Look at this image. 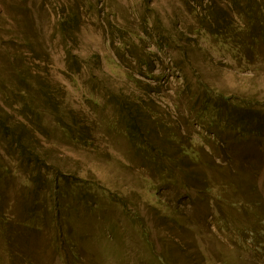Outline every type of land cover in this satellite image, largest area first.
Here are the masks:
<instances>
[{
    "label": "rangeland",
    "instance_id": "obj_1",
    "mask_svg": "<svg viewBox=\"0 0 264 264\" xmlns=\"http://www.w3.org/2000/svg\"><path fill=\"white\" fill-rule=\"evenodd\" d=\"M191 2L0 0L4 42L12 33L11 24L14 33L32 36L37 47L49 53L43 55L51 65L33 73V82L43 89L45 123L35 103L26 121L42 132L37 135H43L47 145L56 142L71 150L72 158L65 160L70 173L80 172L94 185L81 189L89 190L90 196L84 193L85 201L77 200L74 207H79L72 211L69 233L76 242L75 259L67 247H58L60 237L51 248L55 233L67 230V223H43L39 230L22 227L32 215L43 214L49 198L44 195L46 186L33 194L6 176L0 207L12 211L18 243L0 237V264H159L157 254L171 264H264V54L247 63L233 46L209 38L188 13ZM63 13L76 36L68 44L86 67L82 76L66 69L62 45L54 37V22ZM215 20L216 30L230 34V21L223 13ZM0 46L9 47L1 41ZM93 71L98 75L95 81ZM129 75L143 87L155 78L164 81L153 98L161 104L158 112L165 110L175 126L209 107L195 124L192 144L212 163V212L175 197L168 212L128 141L106 128L114 115L110 107H103V96L132 86ZM91 88L98 94L91 95ZM240 125L244 131L237 130ZM253 128L260 131L251 135ZM88 168L95 170L93 175ZM202 193L207 194L204 188ZM127 195L129 207L124 210L118 202ZM133 203L142 208L151 247L138 234L142 224L128 216ZM24 242L26 249L20 246ZM6 248L9 252L2 256ZM57 251L65 257L56 258Z\"/></svg>",
    "mask_w": 264,
    "mask_h": 264
},
{
    "label": "trees",
    "instance_id": "obj_2",
    "mask_svg": "<svg viewBox=\"0 0 264 264\" xmlns=\"http://www.w3.org/2000/svg\"><path fill=\"white\" fill-rule=\"evenodd\" d=\"M221 1L192 0L188 6L190 9L188 13L195 16L200 29L209 38L218 37L217 41L223 46H233L247 63L262 58L264 0H226L223 5ZM222 13L230 21L227 26L230 34L226 32V29L221 32L215 29L217 25L215 19L220 20ZM67 25L68 19L63 13L54 22L56 27L54 37L62 45L66 69L74 75L82 76L86 67L80 62V57L72 45L68 44L71 39L75 41L76 36ZM9 26L12 33L6 42L0 31L1 43H7L9 46L6 48L0 46V190L2 180L9 175L17 185L20 187L22 185L33 194L38 191V188H42V185L46 186L44 195L49 198L48 201L46 200L47 206L43 214L32 215V218L27 219L22 227L39 230L38 227L43 223L52 222L54 225H57V222L62 225L67 223V230H59L55 233L51 248L57 246L60 237L61 242L58 247H67L70 250L68 254L77 259L78 256L74 250L76 242L73 235L69 233L71 215L72 211H76L79 207H74L75 202L85 201L84 193L90 196L89 190L84 192L81 189L93 184L90 178L82 176L80 172L70 173L65 160L72 158L69 155L71 150L62 148L56 142L53 145H47L42 140L43 135L40 137L37 135L42 132L31 127L26 121L25 116L32 110V104L35 103L43 124L45 123L46 117L43 113L45 108L41 101L43 98L40 97L43 89L33 82V73L36 68L42 65L50 66L51 63L47 56L43 55L49 53L37 47L38 41H34L36 39L25 33L23 35L21 32L14 33L13 25ZM33 26L36 27L35 24ZM18 28L21 31L20 24ZM12 44L14 50L10 49ZM23 44L30 47L29 50L22 49ZM128 77L132 86L113 90L103 96L105 98L103 107H110L114 115L113 120L105 124L106 128L128 141L142 170L154 183V193L168 212L172 210L170 206L172 197L177 198L182 204L212 212L215 208L212 207L213 198L210 197V191L215 184V179L209 175V173L212 174L209 168L212 163L203 160L201 150L192 144L195 124L204 118L210 110L209 107L202 108L194 118L190 117L181 127L175 126L165 117L167 114L165 110L158 112L161 104L153 98V95L161 91L164 81L155 78L143 87L141 80L130 75ZM91 79L93 81L98 79L94 71L91 72ZM90 94L98 93L91 88ZM107 95L109 98H106ZM174 104L176 108L177 105ZM94 105L99 106V103L94 102ZM209 119L211 123L214 122V118ZM57 121L60 122L59 119ZM236 128L241 132L244 131L245 126L240 125ZM257 131L260 130L253 128L250 134L256 135ZM82 132L85 131L82 130ZM4 153L8 157H5ZM51 158L54 161L49 162ZM50 165L52 166L49 167ZM86 171L89 175H93L95 170L88 168ZM202 188L207 194L203 195ZM127 198L128 195L118 202L119 207H123L124 210L129 207ZM90 207L86 206L89 210ZM141 209L140 204L133 203V212L128 216L136 225L142 224V231L138 230V234L142 239L147 240L146 245L151 247L148 241L149 230L143 222ZM11 218H13L12 211L0 207V237L9 244H12L11 241L14 239L15 243L17 242L18 228L13 225ZM21 239L26 240L24 234H21ZM20 246L22 249L27 248L26 242ZM7 252L9 250L6 248L2 251V256ZM61 256L65 257L64 252L57 251L56 258ZM156 260L159 264H171L162 254H157ZM71 261L74 260L71 259Z\"/></svg>",
    "mask_w": 264,
    "mask_h": 264
}]
</instances>
